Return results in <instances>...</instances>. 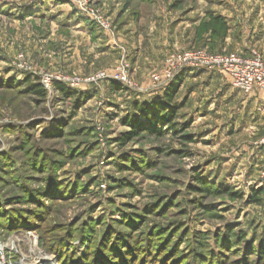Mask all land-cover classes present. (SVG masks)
I'll return each mask as SVG.
<instances>
[{"label":"rangeland","instance_id":"1","mask_svg":"<svg viewBox=\"0 0 264 264\" xmlns=\"http://www.w3.org/2000/svg\"><path fill=\"white\" fill-rule=\"evenodd\" d=\"M187 46L264 56V0H0V264H264V93L155 82Z\"/></svg>","mask_w":264,"mask_h":264},{"label":"built area","instance_id":"2","mask_svg":"<svg viewBox=\"0 0 264 264\" xmlns=\"http://www.w3.org/2000/svg\"><path fill=\"white\" fill-rule=\"evenodd\" d=\"M187 69L217 71L230 79L232 85L245 94L264 90V56L255 49L250 50L247 55L212 54L199 48L175 52L166 58L163 74L155 76L154 80L160 84L162 80L169 81ZM121 75L123 72L119 73V77L125 81Z\"/></svg>","mask_w":264,"mask_h":264},{"label":"crops","instance_id":"3","mask_svg":"<svg viewBox=\"0 0 264 264\" xmlns=\"http://www.w3.org/2000/svg\"><path fill=\"white\" fill-rule=\"evenodd\" d=\"M137 16H140L139 14H135L134 13V16H133V18L132 19H130V20H127V19H120L119 20V24L121 25V27L119 28V31H118V34L120 35L119 36V38L120 39H122V40H124L125 39V42H127L128 43V45L130 46V47H132L133 48V46L136 48V52L138 51L137 49H139L141 46H142V42H139V39L138 40H136V38H141V30H140V26H138V24L137 23H133V20L135 21V18L137 17ZM172 32V31H171ZM175 34V33H174ZM173 34V35H174ZM177 34V33H176ZM187 44H191V42H185L184 43V45H187ZM154 45H157L156 43H154ZM163 45H165V44H163V43H160V44H158L157 46H156V49H154V50H156V56L154 57V58H150V60L151 61H155V62H163L164 61V57H163V53L165 52V47L163 46ZM173 45H175V46H178L179 45V43H176V44H173ZM180 46V45H179ZM193 46H190V47H185V48H183V50L184 49H188V48H192ZM168 50H169V48H167ZM241 51V53L242 54H249V52H250V50H246V51H242V50H240ZM239 51V52H240ZM138 60H140V59H138ZM205 71H209V72H213V73H216V74H218L219 72H217V71H210V70H205ZM220 74V73H219ZM222 75V74H221ZM224 76V75H223ZM225 77V76H224ZM226 78V77H225ZM229 81H230V79H228ZM231 82V81H230ZM262 93H264L263 91H256L254 94L256 95V96H258V95H260V94H262Z\"/></svg>","mask_w":264,"mask_h":264},{"label":"trees","instance_id":"4","mask_svg":"<svg viewBox=\"0 0 264 264\" xmlns=\"http://www.w3.org/2000/svg\"><path fill=\"white\" fill-rule=\"evenodd\" d=\"M59 89L61 91L67 93V91H65L64 87H60ZM29 91L32 92L33 94L40 96V97L45 96V92L41 86L33 85L29 88ZM170 98H171V93L168 92V94L165 96V101L170 102ZM161 103L162 102L159 103V106L162 105ZM143 112H146V111H143ZM164 113H168V115H169L170 112H169V110H164ZM164 113L162 114V116L163 115L165 116ZM137 124H135V125H137ZM137 135H140V133L137 130H136V132L132 130L128 135H125V136H131L132 138H134V137H138ZM198 181H199V184L202 186L201 187L202 192L208 193L209 195H216V194L217 195H223L226 193L225 190L215 189L213 185H208L199 179H198ZM227 193L234 195L236 198H242L243 197L241 194H238V193H235L232 191H229V192L227 191ZM261 194H262L261 191L253 189V192L251 194L252 202L253 203H260L259 197L261 196ZM231 238L234 240V236H231Z\"/></svg>","mask_w":264,"mask_h":264},{"label":"bare ground","instance_id":"5","mask_svg":"<svg viewBox=\"0 0 264 264\" xmlns=\"http://www.w3.org/2000/svg\"><path fill=\"white\" fill-rule=\"evenodd\" d=\"M28 258V257H27ZM30 258H32V257H30ZM3 260V258H1V261ZM0 263H2V262H0Z\"/></svg>","mask_w":264,"mask_h":264}]
</instances>
